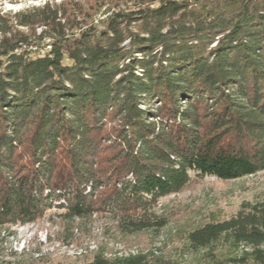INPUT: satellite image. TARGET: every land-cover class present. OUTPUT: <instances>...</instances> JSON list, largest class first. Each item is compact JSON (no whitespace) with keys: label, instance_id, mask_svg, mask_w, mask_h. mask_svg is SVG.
<instances>
[{"label":"trees","instance_id":"trees-1","mask_svg":"<svg viewBox=\"0 0 264 264\" xmlns=\"http://www.w3.org/2000/svg\"><path fill=\"white\" fill-rule=\"evenodd\" d=\"M80 7L0 15V228L56 207L158 230L154 206L191 175L264 170V0ZM184 248L197 264H264V194ZM78 264L177 263L150 250Z\"/></svg>","mask_w":264,"mask_h":264},{"label":"rangeland","instance_id":"rangeland-1","mask_svg":"<svg viewBox=\"0 0 264 264\" xmlns=\"http://www.w3.org/2000/svg\"><path fill=\"white\" fill-rule=\"evenodd\" d=\"M117 2L120 0H0V15L11 17L46 3H65L67 11L74 14L77 13L73 10L75 6L90 12L91 7L95 8L94 18L102 19L111 13L109 8ZM35 31L39 33L41 29L36 27ZM263 194L264 170L231 180L191 175L179 192L161 198L154 206L153 211L164 218L166 224L158 230L135 233L120 231L117 220L108 212L67 218L62 208L51 207L34 222L0 228V261L78 264L89 261L96 252L113 257L158 250L177 264H197L199 254L184 248L187 232L211 220L228 219L242 203L257 202Z\"/></svg>","mask_w":264,"mask_h":264}]
</instances>
